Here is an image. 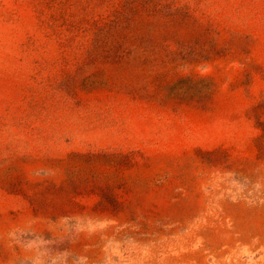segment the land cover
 <instances>
[{
    "label": "rangeland",
    "instance_id": "1",
    "mask_svg": "<svg viewBox=\"0 0 264 264\" xmlns=\"http://www.w3.org/2000/svg\"><path fill=\"white\" fill-rule=\"evenodd\" d=\"M0 264H264V0H0Z\"/></svg>",
    "mask_w": 264,
    "mask_h": 264
}]
</instances>
